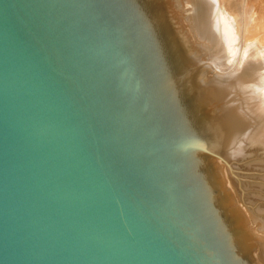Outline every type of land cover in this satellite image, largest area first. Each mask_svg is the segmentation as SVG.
I'll return each mask as SVG.
<instances>
[{
  "label": "water",
  "instance_id": "water-1",
  "mask_svg": "<svg viewBox=\"0 0 264 264\" xmlns=\"http://www.w3.org/2000/svg\"><path fill=\"white\" fill-rule=\"evenodd\" d=\"M0 264H264V47L217 0H0Z\"/></svg>",
  "mask_w": 264,
  "mask_h": 264
},
{
  "label": "bare ground",
  "instance_id": "bare-ground-1",
  "mask_svg": "<svg viewBox=\"0 0 264 264\" xmlns=\"http://www.w3.org/2000/svg\"><path fill=\"white\" fill-rule=\"evenodd\" d=\"M217 1L230 27L233 44L236 48H243L248 43H254L257 48L264 47V17L262 15L261 18L258 15L259 18H255V13L252 14L250 11L252 7H249L257 3L258 0L254 4H251L250 2H253V0H250L249 6V0H225L226 3L223 0Z\"/></svg>",
  "mask_w": 264,
  "mask_h": 264
},
{
  "label": "rangeland",
  "instance_id": "rangeland-1",
  "mask_svg": "<svg viewBox=\"0 0 264 264\" xmlns=\"http://www.w3.org/2000/svg\"><path fill=\"white\" fill-rule=\"evenodd\" d=\"M246 1V0H245ZM252 1V0H251ZM257 0H253V2H250V0L248 1V6H249V2L251 3V4H254V2H256ZM223 2L224 3H226L225 2V0H223ZM250 4V5H251ZM256 4V5H255ZM253 6L251 5V6H249V7H252L251 9L252 10H250L251 11V13L252 14H254V16H256L255 18H259V17H261L262 15H263V17H264V0H258L257 1V3H255ZM256 6H260V8H258V7H256ZM254 7V8H253ZM257 8V9H256ZM258 10V11H257ZM257 12H258V14H257ZM260 12H261V14H260ZM258 15H259V17H258ZM262 18V17H261Z\"/></svg>",
  "mask_w": 264,
  "mask_h": 264
}]
</instances>
